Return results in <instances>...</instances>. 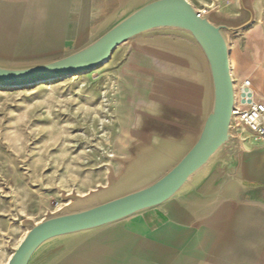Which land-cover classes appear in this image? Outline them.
<instances>
[{"label": "water", "instance_id": "1", "mask_svg": "<svg viewBox=\"0 0 264 264\" xmlns=\"http://www.w3.org/2000/svg\"><path fill=\"white\" fill-rule=\"evenodd\" d=\"M122 1L101 28L73 48L29 61L0 60V86L28 87L94 71L127 42L167 44L203 66L200 124L187 125L177 113L148 123L142 131L146 145L135 149L118 178L83 195L65 194L62 208L39 222L25 221L27 233L6 264H64L100 235L139 221L148 229L131 264H191L204 236L236 202L237 187L244 186L243 149L233 132L229 37L254 23V9L239 0L247 16L231 25L212 21L189 0ZM153 163L165 164L158 168L165 171L132 189L141 178L134 180L137 170Z\"/></svg>", "mask_w": 264, "mask_h": 264}, {"label": "rangeland", "instance_id": "2", "mask_svg": "<svg viewBox=\"0 0 264 264\" xmlns=\"http://www.w3.org/2000/svg\"><path fill=\"white\" fill-rule=\"evenodd\" d=\"M189 2L201 11L217 9V5L210 7L212 0ZM255 43L262 54L264 37ZM152 46L145 41L124 43L105 65L82 75L28 87L0 86V264L7 263L27 233L25 221L39 222L62 208L67 203L65 194L83 195L118 178L135 149L146 145L142 131L148 123L160 124L177 113L185 124L199 126L203 100L194 90L193 75L164 52L166 47ZM140 48L141 52L135 51ZM192 57L203 74L202 64ZM259 63L262 72V57ZM161 79L165 84L174 82L176 92L185 86L191 98L182 100L172 94L160 100L162 117L145 112L136 136L135 112L151 110L154 96L165 95L157 86ZM244 140L256 139L247 135ZM164 171L148 173L132 189Z\"/></svg>", "mask_w": 264, "mask_h": 264}, {"label": "crops", "instance_id": "3", "mask_svg": "<svg viewBox=\"0 0 264 264\" xmlns=\"http://www.w3.org/2000/svg\"><path fill=\"white\" fill-rule=\"evenodd\" d=\"M247 3L255 11V21L243 33L229 37L232 74L234 79L235 76L240 80L251 79L255 96L264 99V48L261 54L258 43H255V39L264 37V0H247ZM122 4V0H0V58L33 59L73 48L101 28L107 17ZM216 5L213 13L204 9L214 22L232 25L247 16L240 8L239 0H212L210 7ZM151 44L152 47H166L164 52L172 55L188 74L193 75L194 90L201 96L203 108L205 74L198 69L194 57L174 46ZM135 51L141 52V48ZM261 57L262 72L259 69ZM246 58L248 64H245ZM188 81H192L190 75ZM185 88L183 86L181 92L174 89L165 95L156 94L154 98H158L148 112L153 117H162L164 111L158 107L159 101L172 94L182 100L191 98L184 91ZM138 113L139 110L135 112L137 122L140 119ZM241 146L244 186L237 187L236 202L229 208L221 224L204 236L191 264H264V142L244 140ZM163 166V163L143 165L138 169L140 174L136 172L134 180ZM147 229V222L144 221L112 229L86 245L64 264H131Z\"/></svg>", "mask_w": 264, "mask_h": 264}, {"label": "built area", "instance_id": "4", "mask_svg": "<svg viewBox=\"0 0 264 264\" xmlns=\"http://www.w3.org/2000/svg\"><path fill=\"white\" fill-rule=\"evenodd\" d=\"M202 12H205L203 10ZM235 82V108L233 132L241 144L247 135L264 142V99L256 97L252 80L245 78Z\"/></svg>", "mask_w": 264, "mask_h": 264}, {"label": "bare ground", "instance_id": "5", "mask_svg": "<svg viewBox=\"0 0 264 264\" xmlns=\"http://www.w3.org/2000/svg\"><path fill=\"white\" fill-rule=\"evenodd\" d=\"M244 11V10H243ZM245 12V11H244ZM165 81L164 80H162L161 79V81H160V83H159V87H161L164 91H165V94H167V93H172V91H174V88H173V86L172 85H174V82H171V84H165L164 83ZM158 97H156L155 98V100L157 99ZM147 111H149V109L148 108H144L142 111H140V115H139V118L141 119V117H142V115L145 113V112H147ZM140 119H139V122H140ZM139 122H138V125H139ZM138 125H137V127L135 128V135L137 134V130H138ZM242 145H243V143H242ZM127 189H129V187H127Z\"/></svg>", "mask_w": 264, "mask_h": 264}]
</instances>
